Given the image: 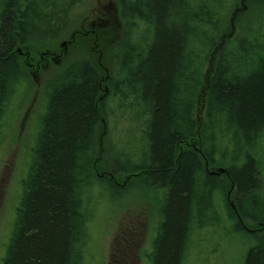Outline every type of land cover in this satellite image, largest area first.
Returning <instances> with one entry per match:
<instances>
[{"label":"trees","instance_id":"1","mask_svg":"<svg viewBox=\"0 0 264 264\" xmlns=\"http://www.w3.org/2000/svg\"><path fill=\"white\" fill-rule=\"evenodd\" d=\"M85 2L0 0V142L21 57ZM117 3L115 67L93 54L48 84L2 264H89L96 207L133 185L157 201L149 264H210L234 237L236 264H264V0Z\"/></svg>","mask_w":264,"mask_h":264},{"label":"rangeland","instance_id":"2","mask_svg":"<svg viewBox=\"0 0 264 264\" xmlns=\"http://www.w3.org/2000/svg\"><path fill=\"white\" fill-rule=\"evenodd\" d=\"M123 35L124 23L117 0H86L82 6L74 9L64 36L33 52L31 58L40 62V67L26 63L28 56L21 57L27 83L22 85L19 95L11 99L7 129L0 142V264L6 254L22 175L29 161L39 117L45 109L49 82L71 62L93 54L101 61L106 59L107 68L112 70L116 64V48ZM28 47L22 48V55H25ZM42 49H53L51 54L44 56L46 60L40 55ZM215 62L216 57H213L212 65ZM197 111L202 121L204 94ZM156 204L155 194L138 185H133L118 204L100 202L90 227L89 264H149L148 253L158 221ZM244 247V240L234 237L224 244L221 254L211 257L210 264H236L242 257Z\"/></svg>","mask_w":264,"mask_h":264},{"label":"flooded vegetation","instance_id":"3","mask_svg":"<svg viewBox=\"0 0 264 264\" xmlns=\"http://www.w3.org/2000/svg\"><path fill=\"white\" fill-rule=\"evenodd\" d=\"M28 58H29V61H26V63H28L30 66H33V67H35V66L40 67L41 66L40 62L34 61V58L32 59L30 56Z\"/></svg>","mask_w":264,"mask_h":264}]
</instances>
